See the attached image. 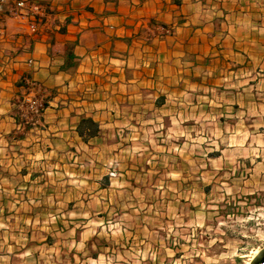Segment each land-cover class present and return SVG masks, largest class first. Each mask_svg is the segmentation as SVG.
Returning a JSON list of instances; mask_svg holds the SVG:
<instances>
[{"label":"crops","instance_id":"0c3cea01","mask_svg":"<svg viewBox=\"0 0 264 264\" xmlns=\"http://www.w3.org/2000/svg\"><path fill=\"white\" fill-rule=\"evenodd\" d=\"M17 1L0 0V264L76 244L73 228L38 226L37 204L87 201L61 173L105 139L146 150L169 106L183 124L217 91L264 96V0Z\"/></svg>","mask_w":264,"mask_h":264},{"label":"rangeland","instance_id":"374dc122","mask_svg":"<svg viewBox=\"0 0 264 264\" xmlns=\"http://www.w3.org/2000/svg\"><path fill=\"white\" fill-rule=\"evenodd\" d=\"M199 105L184 108L183 124L169 106L146 150L126 140L115 150L109 138L71 162L64 188L87 201L36 210L40 228L60 222L76 244L57 237L58 257L43 264H246L264 248V96L217 91ZM54 211L72 217H44Z\"/></svg>","mask_w":264,"mask_h":264},{"label":"water","instance_id":"95a60500","mask_svg":"<svg viewBox=\"0 0 264 264\" xmlns=\"http://www.w3.org/2000/svg\"><path fill=\"white\" fill-rule=\"evenodd\" d=\"M250 264H264V248L256 254Z\"/></svg>","mask_w":264,"mask_h":264},{"label":"built area","instance_id":"2783aa9c","mask_svg":"<svg viewBox=\"0 0 264 264\" xmlns=\"http://www.w3.org/2000/svg\"><path fill=\"white\" fill-rule=\"evenodd\" d=\"M26 5H27V2L22 1V0L21 1H17L16 4H15L16 8L19 11H22L23 9H25ZM33 9L34 10H38V7L37 6H34Z\"/></svg>","mask_w":264,"mask_h":264},{"label":"trees","instance_id":"16d2710c","mask_svg":"<svg viewBox=\"0 0 264 264\" xmlns=\"http://www.w3.org/2000/svg\"><path fill=\"white\" fill-rule=\"evenodd\" d=\"M85 124L86 125H88V130H89V135H92L93 133H94V129H95V127H96V125H94L92 122H90V121H87V122H85ZM82 127H79V133L80 134H82V129H81ZM92 131H91V130Z\"/></svg>","mask_w":264,"mask_h":264},{"label":"bare ground","instance_id":"6f19581e","mask_svg":"<svg viewBox=\"0 0 264 264\" xmlns=\"http://www.w3.org/2000/svg\"><path fill=\"white\" fill-rule=\"evenodd\" d=\"M258 252H259V251H255L254 254H253V256H252V259H251L250 261H248L246 264H250L251 261L253 260V258L256 256V254H258Z\"/></svg>","mask_w":264,"mask_h":264}]
</instances>
